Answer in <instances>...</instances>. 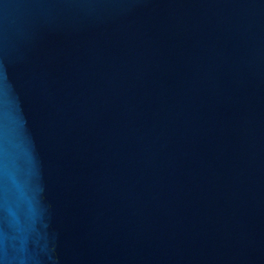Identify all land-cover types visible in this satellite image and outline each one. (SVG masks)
<instances>
[{"label": "water", "instance_id": "obj_1", "mask_svg": "<svg viewBox=\"0 0 264 264\" xmlns=\"http://www.w3.org/2000/svg\"><path fill=\"white\" fill-rule=\"evenodd\" d=\"M0 264H264V0H0Z\"/></svg>", "mask_w": 264, "mask_h": 264}]
</instances>
